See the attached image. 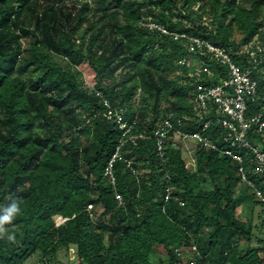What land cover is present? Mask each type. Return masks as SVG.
<instances>
[{"label":"trees","instance_id":"1","mask_svg":"<svg viewBox=\"0 0 264 264\" xmlns=\"http://www.w3.org/2000/svg\"><path fill=\"white\" fill-rule=\"evenodd\" d=\"M68 1L80 5L78 18L62 8ZM247 1L0 0V215L14 203L19 209L3 226L0 264H64L59 254L70 245L83 264H152L160 246L171 264H264V237H257L260 246L239 249L240 239L254 233L252 222L238 216L242 197L232 183L252 188L231 157L201 144L198 168L190 171L179 145L171 140L161 156L152 136L125 141L115 183L106 175L128 138L109 116L111 107L123 109L135 132L152 130L169 112L185 121L199 83L228 77V65L213 52L189 49L190 37L225 48L242 71L252 67L260 96L249 100L248 115L264 111V0ZM195 4L206 22L196 18ZM174 13L182 18L174 21ZM143 15H153L154 26L141 25ZM248 43L256 61L241 52ZM185 56L197 66L215 62V74L189 77L179 63ZM176 68L181 81L170 75ZM190 123L180 128H200ZM249 134L264 148V133ZM234 149L264 191L252 153ZM140 163L149 169L142 176ZM252 200L264 208L263 200ZM94 204L104 209V221L93 220ZM55 215L66 221L57 224ZM176 248L188 249V258Z\"/></svg>","mask_w":264,"mask_h":264},{"label":"built area","instance_id":"2","mask_svg":"<svg viewBox=\"0 0 264 264\" xmlns=\"http://www.w3.org/2000/svg\"><path fill=\"white\" fill-rule=\"evenodd\" d=\"M163 31L165 30L163 29ZM176 36L178 35L176 34ZM196 48H206L209 52L215 54L214 59L217 58L223 64L228 65V77L221 76L218 81H211L208 85L199 83L196 90L189 97V101L193 105V117L186 114L183 116L185 121H181L175 112H169L161 118V121L156 123L152 130L145 128L141 132H135L133 128L135 122L130 124L128 121L123 120V109H113L111 107L109 116H115L117 118L120 128L124 130V135H128V138L122 141L121 146L117 148V151L108 163L106 175H109L112 182L115 183L114 164L117 159L122 157L120 150L125 141L131 140L136 143L139 139H150L154 136L156 138L158 152L163 156L165 147L171 140L174 144L179 145L174 142L175 136H178L185 141L193 139L198 147L203 144L220 154L236 160L239 164L242 181L252 188L254 197L264 201V191L256 187L247 173V167L244 165V154L237 153L235 151L236 149H234L237 146L252 153L251 157L255 163V167L253 168L254 173H261L264 176V148L259 144L253 143L250 140L251 137L249 134L264 133V111L248 115L250 102L255 101L260 96L258 81L252 77L253 68L247 67L242 71L231 59L225 48L216 46L201 38L190 37L189 49L193 51ZM248 52L250 53V57L256 61V57L258 56L257 51ZM184 59L182 58L179 61L181 65H186ZM205 73L208 76L215 74V72L203 70L200 74L194 72L189 77L196 76L200 78ZM147 120L150 121L151 118L148 117ZM190 122H193L194 125L200 128L193 132L183 131L180 128L184 124H191ZM213 125L218 126V129L212 130ZM172 133L173 135H171ZM222 144H228L227 148H223ZM166 190V198H169L172 193L171 187H167ZM117 199L119 204L122 205L124 203L123 197L120 194H117ZM60 218L61 221H57L58 224L66 220L62 216ZM193 248L195 249V247ZM175 251L178 257L189 256V252H186L182 248H176ZM187 260L184 259L179 264H186ZM35 264H43V262L38 261ZM48 264L58 263L48 262ZM189 264H196V261H190Z\"/></svg>","mask_w":264,"mask_h":264},{"label":"rangeland","instance_id":"3","mask_svg":"<svg viewBox=\"0 0 264 264\" xmlns=\"http://www.w3.org/2000/svg\"><path fill=\"white\" fill-rule=\"evenodd\" d=\"M239 2L244 3V4H249L247 0H239ZM64 4L65 5L64 6L62 5L63 6L62 8L65 9L67 13L68 12L71 13L73 15V18H78V16L81 13L80 11H78V9L80 8V5H76L74 1H68V2H65ZM74 8H76V10ZM198 8H199L198 4H195L194 10H195V14L197 15L196 18L201 17V19L204 22H206L207 21L206 15L204 13H201ZM143 16L144 17H142V20L140 21L141 25L148 23L149 26L151 27L154 26L152 22L153 15H143ZM181 18L182 16H179L177 13H174L173 15L174 21H178ZM64 19L65 18L62 17V27L68 28L69 23L66 22ZM159 28H162V27H159ZM233 37L237 39V38H240L241 36L239 33H235ZM254 41L255 42L257 41V37H254L253 42ZM28 45H29V40L24 39L23 56H26V57H28L30 54L28 50ZM252 46H253V43H248L241 48H242V51L253 52L254 50L250 49L252 48ZM257 48L260 49V45ZM184 58H185L184 61L186 62V66L188 67L189 76L190 74H194V72L200 74L203 70H207L211 72H215L216 70V65L214 64L215 62L210 63V64H203L202 66H197V65L191 64L192 63L191 57L185 56ZM60 61H62V63L65 64V61L63 60H60ZM170 75L171 77L177 78L181 81L183 70L181 68H176L175 70L172 71ZM88 78H89L88 76L84 78V83L88 87L90 86L89 87L90 89L94 90L95 86L92 85L91 82L88 81ZM136 102H139V100H137ZM84 113L85 112L83 111V114ZM189 116L193 117L192 114H189ZM174 142L181 146L180 148L182 151V157H183V160L185 161L186 167H188L190 171H196L198 168L197 167V163H198L197 162V149H198L197 143L193 139H189L185 141L178 136H175ZM147 172H149V169H147L146 167L142 165V163H140L139 165L140 176H142L143 174H146ZM232 188L234 189V193H235L234 196L242 197V199H240V204L238 208V216L240 217V219L244 221H248V220L251 221L252 227H253L252 231L254 235L251 239L248 240L247 237L240 239L239 249L241 253L243 254L245 253L249 245L250 246L252 245L255 247L260 246V243L258 242L257 237H261V238L264 237V208L261 205L254 203V201L252 200V197L254 196V192L251 189H249L244 183L234 182L232 183ZM89 209L92 210L93 220L95 221L105 220L104 209L101 206L94 204L93 207L91 206L89 207ZM55 219L56 221H59V222L61 221L60 216L55 215ZM157 250H158V254L156 253L157 255L155 254L154 257H151V263L152 264H171L170 257H168L164 249L160 246L158 247ZM184 250L188 252V249L185 248ZM59 259L64 264H83L82 260L77 256L76 248L73 245H70V247L67 249L65 248L62 249L59 254Z\"/></svg>","mask_w":264,"mask_h":264},{"label":"clouds","instance_id":"4","mask_svg":"<svg viewBox=\"0 0 264 264\" xmlns=\"http://www.w3.org/2000/svg\"><path fill=\"white\" fill-rule=\"evenodd\" d=\"M18 207L17 205L14 203L12 204L9 208L5 209L4 211V214L3 215H0V235H2L4 232H5V229H4V224L5 223H8L12 220L13 218V215L18 212ZM61 216V215H59ZM63 217V216H62ZM64 218V217H63ZM66 219V218H64ZM66 221V220H65ZM57 222V221H56ZM58 224V222H57ZM11 238V237H10Z\"/></svg>","mask_w":264,"mask_h":264}]
</instances>
